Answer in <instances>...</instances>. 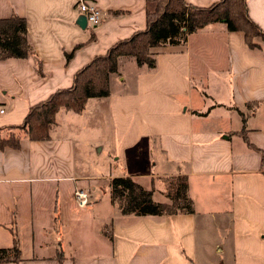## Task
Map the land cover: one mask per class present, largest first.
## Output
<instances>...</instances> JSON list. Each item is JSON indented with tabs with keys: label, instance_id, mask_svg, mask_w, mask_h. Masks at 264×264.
<instances>
[{
	"label": "crops",
	"instance_id": "0c3cea01",
	"mask_svg": "<svg viewBox=\"0 0 264 264\" xmlns=\"http://www.w3.org/2000/svg\"><path fill=\"white\" fill-rule=\"evenodd\" d=\"M77 1L0 0V19L26 20L32 49L0 60L1 134L70 87L94 57L144 30L153 7L87 0L103 18L81 29ZM246 1L264 32V0ZM254 40L250 48L243 32L206 24L184 44L154 48L152 69L136 64L128 78L118 66L110 94L89 98L81 113L60 108L46 141L2 148L0 248L16 240L20 258L0 264H264V40ZM125 58L119 64L133 65ZM86 140L107 155L100 171L87 167ZM181 174L193 214H121L109 194V178L126 175L167 202ZM78 188L91 195L86 207L75 202Z\"/></svg>",
	"mask_w": 264,
	"mask_h": 264
},
{
	"label": "trees",
	"instance_id": "16d2710c",
	"mask_svg": "<svg viewBox=\"0 0 264 264\" xmlns=\"http://www.w3.org/2000/svg\"><path fill=\"white\" fill-rule=\"evenodd\" d=\"M148 2L153 7L146 11V28L134 32L129 38L118 40L103 55L94 57L88 65L77 70L70 87L59 88L44 101L31 105L22 124L11 128L8 134H1L0 129V150L4 147L17 149L23 138L46 141L50 138V129L56 124L55 116L60 108L81 113L89 98L108 96L110 78L117 73L122 57L131 58L138 66L152 69L156 66L154 48L184 44L192 32L215 22L225 23L230 31L243 32L250 48L257 46L255 38L264 40V32L249 18L246 0H220L205 8L188 4L186 0ZM31 53L26 20L15 14L0 19V60L25 59ZM71 55L66 54V59ZM108 188L111 200L121 214L168 216L194 213L187 176L183 174L177 176L167 191V202L153 200L152 190L145 189L126 175L109 178ZM13 242L10 248H0V262L20 258L18 242ZM57 255L61 260V255Z\"/></svg>",
	"mask_w": 264,
	"mask_h": 264
},
{
	"label": "built area",
	"instance_id": "2783aa9c",
	"mask_svg": "<svg viewBox=\"0 0 264 264\" xmlns=\"http://www.w3.org/2000/svg\"><path fill=\"white\" fill-rule=\"evenodd\" d=\"M76 9L79 15H84L87 18V23L91 26H97L102 21V11L98 9L93 3L87 0L77 1ZM5 109L0 106V115L4 113ZM74 198L77 206L86 207L90 204L89 192L83 188L75 189Z\"/></svg>",
	"mask_w": 264,
	"mask_h": 264
},
{
	"label": "rangeland",
	"instance_id": "374dc122",
	"mask_svg": "<svg viewBox=\"0 0 264 264\" xmlns=\"http://www.w3.org/2000/svg\"><path fill=\"white\" fill-rule=\"evenodd\" d=\"M126 59L129 58H125V60ZM132 62L133 65L126 61L125 62L122 61L121 64H119V70L122 71V73L126 75L128 78L130 77V74L132 73L133 69H135L137 66L135 60H133ZM5 133L8 134L7 132ZM90 143L91 142H88L87 140L82 142L85 148L89 151L88 158H86V164L88 165L87 167H90L92 172L100 171V168L103 167L104 163L106 162L107 155L105 154V152L100 153L99 150H97V148H95L93 144ZM78 145H80V143H78Z\"/></svg>",
	"mask_w": 264,
	"mask_h": 264
},
{
	"label": "water",
	"instance_id": "95a60500",
	"mask_svg": "<svg viewBox=\"0 0 264 264\" xmlns=\"http://www.w3.org/2000/svg\"><path fill=\"white\" fill-rule=\"evenodd\" d=\"M76 22L81 29H85L87 27V18L84 15H79Z\"/></svg>",
	"mask_w": 264,
	"mask_h": 264
}]
</instances>
